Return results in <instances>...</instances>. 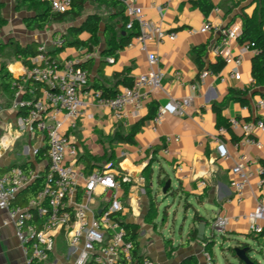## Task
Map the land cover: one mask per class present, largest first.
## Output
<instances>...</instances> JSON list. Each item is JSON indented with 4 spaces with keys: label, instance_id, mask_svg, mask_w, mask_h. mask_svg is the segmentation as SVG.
<instances>
[{
    "label": "crops",
    "instance_id": "0c3cea01",
    "mask_svg": "<svg viewBox=\"0 0 264 264\" xmlns=\"http://www.w3.org/2000/svg\"><path fill=\"white\" fill-rule=\"evenodd\" d=\"M1 1L4 4L1 13L7 22L0 28V46L5 45L0 51V141L5 138L8 145L0 147L2 175L9 173L13 168H22L29 164L31 165L29 170L22 169L27 173L39 172L42 176L49 165L47 137L39 132L32 134L19 126L18 117L21 113L12 107L11 86L7 89L2 82L3 70L14 80L12 71L15 74L24 71L26 64L24 59L22 62L19 57L13 55L10 43L18 42L23 47L27 45L39 47L46 44L50 55L59 63L70 59L81 63L89 62L84 69L90 73L91 87L94 88L97 83L113 89L115 93L126 87L122 81L124 78L133 82L146 74L149 70L148 55L154 54L159 60L164 77L160 87L150 92L149 102L140 115H130L125 122L119 121L111 109L98 106L91 98L82 96L86 103L85 116L78 122L75 130H66L79 147L78 167L86 174H90L112 162L120 174L118 178L126 177L129 180L122 184L119 193L120 200L127 206V211L117 215L128 226L137 228L139 249L136 257H148L154 264H182L190 258H196L198 264H206L204 243L199 240L187 241L189 232L178 245L171 240L153 242L150 235L144 237V229L141 227L142 223L147 221L150 197L146 192V179L143 173L152 160L154 174L150 187L155 198L163 194L161 181L167 183L170 180L173 191H176L175 196L186 199V208L192 207L195 211L193 215L198 213L203 217V223L207 225L205 237L213 235L211 221L218 215L226 216L230 219V225L223 237L236 241L253 237L264 257V237L251 234L248 223L243 220V216L254 210L259 200L264 202V187L261 189L258 187L260 177L255 173L259 165H264V153L253 145H243L236 151L232 145L241 139V134L231 130L224 137V141L233 156L232 160L220 159L214 143L219 128L214 105L222 107L221 117L226 121L234 117L244 121L264 120V108L258 111L254 109L255 103L263 98L264 94V86L254 89L252 78V59L257 54L251 49L242 52L243 46L237 39L232 41L230 51L243 58L240 67L242 79L236 82L229 76L231 66L225 64L224 57L213 53L221 42V35L217 32L200 33L204 23L211 22L220 29H236L239 36L243 17L252 16L259 9L261 0H212L214 8L208 15L194 5V1L198 0H139L138 5L143 9L147 20L178 35L174 41L166 39L163 44L150 43L146 52L135 43L130 46L135 32L130 33L128 29L127 31L122 29L126 15L121 5L106 4L102 0H84L82 5L81 0H76L70 15L63 21H51L44 31H32L28 29L25 21L33 17L34 12L19 7L20 0ZM91 14L102 18L100 45L95 47L93 52H89L88 46L72 44L70 46H74L77 52L59 58L58 51L65 48L55 50L51 47V41L57 36L73 40L71 29L81 26ZM106 24L120 27L121 36L132 34L129 43L114 56L103 54L105 41L101 32ZM89 39L90 35L83 33L78 40L87 42ZM203 46L207 47L206 65L199 70L192 57V50ZM5 56L10 57L8 62L4 61ZM88 56L91 57L87 58ZM219 60L224 62L221 71L214 72L208 69L209 64H216ZM29 65L26 64L27 67ZM204 70H209L213 74L201 82L199 74ZM117 73H120V80L115 78ZM177 73H180V80L176 78ZM193 85H196L195 91L192 90ZM239 90L249 92L247 97L249 105H242L235 99ZM183 98L191 100L190 106L186 109V116L167 114L161 125L154 124L153 119L160 107L171 100ZM245 106L248 110L243 109ZM140 123L143 124L135 137L136 144L124 142L123 137L131 132L133 126ZM168 136L173 138L170 143L166 142ZM174 137H180V140L177 142ZM252 137L260 139L264 144V132H255ZM35 150L39 151L38 155H34ZM240 153L246 155L253 172L242 203L234 200L231 187L234 178L231 169ZM177 167H181L182 171L177 170ZM202 181L206 182L205 187L201 186ZM124 184H128L127 188ZM143 185L145 193L131 194L132 190ZM26 190L20 193L16 204H25L28 201H25ZM82 193L83 188L79 187L75 200L81 201ZM192 200L204 209L209 207L210 213L205 210L207 212L205 216L195 209L191 204ZM140 215H144L143 221L138 220ZM235 218L238 220L235 221ZM7 220L8 212L0 209V264H28L15 227L12 223L5 224ZM192 227L193 222L190 229ZM150 228L149 224L147 229ZM153 228L156 229L157 226ZM209 228L212 231L211 236H208ZM167 243L168 249L173 251L171 257L167 255ZM141 249L144 251L141 252ZM76 258L77 255L71 256L65 233H57L55 250L46 264H75Z\"/></svg>",
    "mask_w": 264,
    "mask_h": 264
},
{
    "label": "built area",
    "instance_id": "2783aa9c",
    "mask_svg": "<svg viewBox=\"0 0 264 264\" xmlns=\"http://www.w3.org/2000/svg\"><path fill=\"white\" fill-rule=\"evenodd\" d=\"M45 1L53 13L66 14L72 10L75 0ZM106 1L124 6L125 15L129 19V31L138 27L130 46L135 43L146 52L150 43L163 44L166 39H177V33L169 32L146 19L143 9L138 5L139 0ZM210 32L221 35V42L213 53L223 56L225 64L231 66L230 78L236 82L241 81L243 58L230 51L232 41L238 37L237 30L220 29L211 22L204 23L200 33ZM50 44L53 49L60 50L64 47L65 38L57 36ZM249 50L248 46L242 47V52ZM38 51L37 56L28 59V67L24 64V71L16 74L12 71V107L22 113L18 117L21 128L32 134L42 133L48 139L46 182L43 190L34 198L18 205L16 201L20 193L39 179L40 173H27L20 167L13 168L5 175L0 172V209L9 214L5 224L14 225L28 264H46L55 250L56 235L60 232H64L68 238L71 256L77 255L75 264H154L148 257L141 260L136 258L133 254L134 244L128 240L127 230L117 215L127 211L119 193L122 184L129 180L126 177L118 178L120 174L112 162L90 174L81 170L78 167V144L67 134L64 126L68 124L69 130H75L85 116L86 103L82 96L91 98L98 106L111 109L119 121L125 122L130 115H140L149 102L150 92L160 87L164 77L158 58L154 54L148 55V72L136 78L132 87H124L114 97H107L102 90L91 87L90 73L79 66L81 62L70 59L59 63L50 55L46 44H41ZM254 52L258 54V51ZM19 59L23 62L21 56ZM211 74V71L204 70L199 74V80L204 82ZM176 78L181 79L180 73H177ZM192 90H196V85L192 86ZM190 103L189 98L171 100L158 109L154 124L161 125L167 114L186 116ZM262 108L264 98H260L254 105L256 111ZM243 109L248 110V107ZM228 123L229 127H219L214 137L220 159H233L224 141L229 130L241 134V139L233 143L236 151L243 145H253L264 153V144L260 139L252 137L255 132H264V120L244 121L234 117ZM172 140L168 136L166 142ZM174 140L178 142L180 137H174ZM7 146L6 139L2 138L0 147ZM38 153V150L34 151V155ZM176 169L182 171L181 167ZM231 172L234 176L231 181L233 198L242 203L253 176L244 153L235 159ZM255 173L260 177L258 187L261 189L264 187V165H259ZM201 186L205 187L206 182L202 181ZM79 187L83 188L81 201L75 200ZM135 192L145 193V185L132 190L131 194ZM243 220L248 223L251 234L264 237V202L259 200L255 209L244 215ZM229 225V218L216 216L211 221L213 235L218 233L225 236ZM203 245L206 264H213Z\"/></svg>",
    "mask_w": 264,
    "mask_h": 264
},
{
    "label": "trees",
    "instance_id": "16d2710c",
    "mask_svg": "<svg viewBox=\"0 0 264 264\" xmlns=\"http://www.w3.org/2000/svg\"><path fill=\"white\" fill-rule=\"evenodd\" d=\"M76 1V0H75ZM75 1L73 4V8L75 5ZM81 4L83 5V1L81 0ZM106 4H113L116 6H122L123 13L125 14L124 6L121 3L113 2V1H106L102 0ZM19 7H25L29 11L34 12V16L27 18L25 21L26 26L29 30L32 31H44L48 24L51 21H63L65 17L70 15V12L66 14H56L51 11L50 5L45 0H20L19 1ZM194 5L199 7L205 15H208L210 11L214 8V5L212 4V0H198L194 1ZM4 8L3 2L0 0V28L3 27L6 24V20L2 16V9ZM75 16H78V14L74 13ZM120 15V14H119ZM128 17L126 16L124 18L123 27L122 29L124 31H127V24H128ZM102 24V18L99 15L91 14L89 15L86 20L82 23L81 26L72 28L70 33L73 36V40H65L64 47L70 46L72 44L75 45H85L88 46L89 52H93L95 50V47L100 45L99 40V33H100V26ZM120 24V22H119ZM138 29L135 26L134 31H131L130 33L136 32ZM83 33H88L90 35V39L87 42H83L79 39V36ZM103 38L105 41V48L103 51L104 55L108 56H114L117 52H119L121 49L124 48L125 45H127L130 41V38L132 34L121 36L120 35V27H116L113 25L106 24L103 31ZM76 37V38H74ZM237 41L241 46H248L251 50L258 51V54L254 56L252 59V78L254 80V89L264 86V0H261V5L259 9H257L252 16H244L243 17V26L241 33L237 37ZM9 46L12 47V53L13 55L18 58L21 56L22 59L26 61V64H30L28 59L33 58L38 55L39 51L35 47V45H27L25 47L21 46L18 42L10 43ZM5 45L0 46V51L4 49ZM207 53V47H198L194 48L192 50V57L194 59V62L198 66L199 70H202L205 65V56ZM89 62L81 63L79 66L82 68H85L86 64ZM224 62L222 60H219L216 64H209L208 69L219 72L223 69ZM2 73V82L4 86L9 89L12 85V77L8 72H5L4 70ZM115 78L120 80V73H117L115 75ZM123 83L126 87H132L134 84V81L124 78ZM120 84V82H119ZM98 90H102L105 94V96L110 97L112 94L115 93L113 89H108L104 86H100L96 83L95 87ZM118 92L115 93V95ZM235 99L242 105H249V99L248 94L249 92L246 90H239L236 92ZM113 95V97L115 96ZM264 98V94H262ZM214 109L216 113L218 114V126H226L229 127L228 121L224 120L221 117V111L222 107H218L217 105H214ZM22 114V113H21ZM143 123L137 124L132 127L131 132L123 137V141L126 143H130L132 145L136 144L135 137L140 132L141 126ZM153 160L149 163V165L144 170V177L146 179V192L150 197V209L149 213L146 216V220L148 222L153 221V219L156 218V215H158V207H157V198L153 197V194L151 192L150 182L153 178ZM29 167L31 165L27 164L23 166L22 168L24 170H29ZM48 169L42 173V176L37 179L27 190L25 191V201L34 198L41 190H43L46 182V175H47ZM166 185L165 181H161L160 187L163 189ZM128 184H124V187L127 188ZM168 195L175 196L176 191H173L171 188L170 191L167 193ZM120 218L122 219V216L120 215ZM194 223V227H192L189 231L188 239L187 241H196L198 240V230L197 226L198 224L203 222V217H201L198 213L194 215V218L192 220ZM125 226L127 233H128V240L131 241L134 244V250L133 254L137 256V250L139 249V243L138 238L139 234L137 233L136 227L128 226L126 223L122 222ZM215 235H212L209 238H205L203 243L205 244V250L210 251L212 247L215 245ZM239 243V241H238ZM169 244L167 243V255L168 257H171L173 254L172 250L168 249ZM230 252L232 253L233 257L236 258V251L235 248L230 249ZM138 259H142V257H136ZM182 264H198L196 258H190L186 261H184Z\"/></svg>",
    "mask_w": 264,
    "mask_h": 264
},
{
    "label": "rangeland",
    "instance_id": "374dc122",
    "mask_svg": "<svg viewBox=\"0 0 264 264\" xmlns=\"http://www.w3.org/2000/svg\"><path fill=\"white\" fill-rule=\"evenodd\" d=\"M85 36V35H84ZM39 49L38 46H36ZM77 52L74 46H66L65 49L58 51L59 58H65L68 54ZM8 56L4 57V61H9ZM64 129H68V124L64 126ZM233 147V145H232ZM155 195H153L154 197ZM191 204L195 209H198L203 213L205 216L208 210H211L209 207L206 209L200 207V205L195 201L192 200ZM157 207H158V215L156 218L153 219L151 222H143L142 227L144 230V237L147 235L151 236V241H163V240H171L175 244H179L182 241L183 237H186L189 229L192 224V220L194 217V210L192 207L186 208V199L180 198L179 196H164L159 195L157 198ZM188 213V214H187ZM213 216V215H210ZM138 220H144V215H140ZM150 224V229H147V226ZM157 226L156 229L153 227ZM193 223V227H194ZM211 229H208V236H211ZM216 235L215 240L216 243L212 247V249L208 252L206 251L212 258L213 264H239L238 260L233 257L230 249L236 248L239 246V243L235 239H227L223 237V235L214 233ZM242 238V237H241ZM253 237H245V239H241V241L246 242L253 248L255 251L252 253V257L257 259L258 261H262L264 263V257L259 252L260 249L257 243L252 239ZM144 250L141 249V252Z\"/></svg>",
    "mask_w": 264,
    "mask_h": 264
},
{
    "label": "water",
    "instance_id": "95a60500",
    "mask_svg": "<svg viewBox=\"0 0 264 264\" xmlns=\"http://www.w3.org/2000/svg\"><path fill=\"white\" fill-rule=\"evenodd\" d=\"M172 188L171 181L168 180L165 187L162 189V193L164 196H169L167 193ZM206 223H200L197 226L198 230V240L203 242L205 240V230H206ZM238 242V241H237ZM236 251V259L238 260L239 264H264L261 261H258L254 257H252V253L255 251L253 248L250 247L249 244L243 241H239V246L235 248Z\"/></svg>",
    "mask_w": 264,
    "mask_h": 264
}]
</instances>
